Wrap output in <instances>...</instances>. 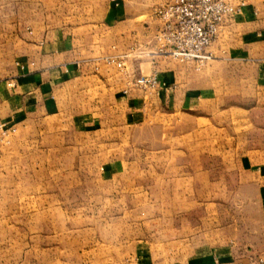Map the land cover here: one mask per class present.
Returning <instances> with one entry per match:
<instances>
[{
    "label": "crops",
    "instance_id": "crops-1",
    "mask_svg": "<svg viewBox=\"0 0 264 264\" xmlns=\"http://www.w3.org/2000/svg\"><path fill=\"white\" fill-rule=\"evenodd\" d=\"M249 1L239 15L226 19L209 49L212 62L197 70L192 64L153 55L159 30L153 10L172 0H0V123L18 127L30 120L63 116L70 130L96 148L122 147L138 136L147 143V154H117L98 170L100 179L117 191L132 189L127 182L139 177L168 179L171 157L150 151L157 133L165 132V140H174L179 148L175 157L183 162L182 170L190 164L191 171L181 170L174 187L167 188L169 193L160 189V208L166 197V210L189 211V218L218 209L215 196L231 192L216 190L214 163L230 171L232 140L226 123L217 139L216 126L221 115V121L231 124L233 108L212 104L237 99L246 106L264 105V0ZM108 58L124 62L125 74L116 64H108ZM15 62L34 66L21 71L13 67ZM153 72L168 88L148 98L131 87L134 76ZM11 82L14 88L9 87ZM252 106L240 110H259ZM172 131L176 137L168 138ZM254 145L257 148L243 155L239 166L246 178L254 180V202L264 225V144ZM95 157L98 161V154ZM196 162L201 164L198 172ZM172 194L176 199L169 198ZM153 240L146 236L135 242L132 264H158ZM165 252L159 259L167 256ZM252 255L243 264L262 260L264 248ZM237 262L231 251L208 250L173 264Z\"/></svg>",
    "mask_w": 264,
    "mask_h": 264
},
{
    "label": "rangeland",
    "instance_id": "rangeland-1",
    "mask_svg": "<svg viewBox=\"0 0 264 264\" xmlns=\"http://www.w3.org/2000/svg\"><path fill=\"white\" fill-rule=\"evenodd\" d=\"M228 1L231 4L240 1L245 6L250 2ZM155 53L156 50L153 55L158 57ZM158 58L180 63L173 58ZM111 60L108 58L106 62L111 64ZM212 60L202 66L186 64L199 70ZM14 64L21 71L34 66V63ZM119 69L123 74L127 71L124 65ZM150 76L157 77L155 89L137 83ZM130 83L148 98L157 95L161 88H168L163 86L158 72L134 76ZM9 87L14 88L15 83L11 82ZM229 105L233 108L231 124L221 121L224 118L221 115L216 132L218 139L219 129L226 123V132L232 140L230 171L226 168L223 173L218 161L214 165L216 190L226 188L231 195H216L218 209L201 211L199 217L193 218L188 217L189 211L166 210V197L163 210L160 208V189L168 192L171 189L167 188L174 187L183 170L191 171L190 164L182 170L183 162H177L175 157L179 148L174 140L166 141L165 132L157 133L150 151L167 152L171 157L167 163L168 179L139 177L127 182L132 189L117 191L110 182L100 179L98 170L117 154H147V143L138 136L122 147L96 148L85 136L70 130V122L63 116L30 120L18 127L12 122H1L0 264H132L135 242L146 236L151 241L154 238L152 246L158 264H173L208 250L231 251L234 261L243 264L247 255L264 248V225L259 222L261 212L254 202V180L246 178L239 166L240 158L257 148L254 144H264V105L259 102L257 107L246 106L237 99L226 102L221 99L212 104L221 108ZM251 106L259 110L250 113L240 110ZM139 134L137 131L136 135ZM175 137L172 131L168 138ZM163 141L167 142V149L162 147ZM195 166L198 172L201 164L196 162ZM161 181L167 185L160 186ZM169 198L176 199L174 194ZM223 220L225 224L221 223ZM226 227L231 229L230 235ZM166 250L167 256L159 259ZM257 260L256 264H264V258Z\"/></svg>",
    "mask_w": 264,
    "mask_h": 264
},
{
    "label": "built area",
    "instance_id": "built-area-1",
    "mask_svg": "<svg viewBox=\"0 0 264 264\" xmlns=\"http://www.w3.org/2000/svg\"><path fill=\"white\" fill-rule=\"evenodd\" d=\"M244 8V3L231 4L228 0H172L155 8L153 15L159 22L155 55L202 66L213 59L209 49L218 40L226 19L239 15ZM110 63L123 66L114 59ZM137 83L155 89L158 81L150 76Z\"/></svg>",
    "mask_w": 264,
    "mask_h": 264
}]
</instances>
